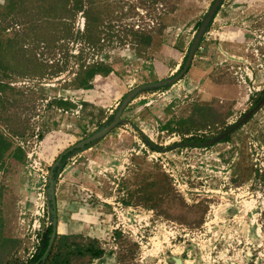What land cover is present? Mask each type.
I'll list each match as a JSON object with an SVG mask.
<instances>
[{"label":"rangeland","instance_id":"1","mask_svg":"<svg viewBox=\"0 0 264 264\" xmlns=\"http://www.w3.org/2000/svg\"><path fill=\"white\" fill-rule=\"evenodd\" d=\"M177 1L0 0V132L13 143L0 232L11 223L19 240L3 264H27L51 227L49 249L77 235L100 250L74 264H264V16L247 60L217 69L240 98L193 124L200 88L180 83L216 14L177 80L202 23L160 80L140 45Z\"/></svg>","mask_w":264,"mask_h":264},{"label":"crops","instance_id":"2","mask_svg":"<svg viewBox=\"0 0 264 264\" xmlns=\"http://www.w3.org/2000/svg\"><path fill=\"white\" fill-rule=\"evenodd\" d=\"M214 2L178 0L161 18V28L146 36L150 42H140L151 56L143 59V68L150 81L171 76L179 70L197 28ZM263 16L264 0L223 1L188 74L180 83L181 87L192 89L199 86L198 105L214 106L212 102L217 99L235 101L240 98L242 86L230 82L218 83L217 69L220 65L233 66L247 60L255 27ZM6 237L17 235L10 233Z\"/></svg>","mask_w":264,"mask_h":264},{"label":"trees","instance_id":"3","mask_svg":"<svg viewBox=\"0 0 264 264\" xmlns=\"http://www.w3.org/2000/svg\"><path fill=\"white\" fill-rule=\"evenodd\" d=\"M147 39V38H146ZM149 40V38H148ZM150 42V41H149ZM147 41V43H149ZM218 110L214 106H198L196 107L192 115L189 118V121L193 124L195 122H200L202 124L205 123H216L220 121L221 115L218 114ZM196 120V121H195ZM231 130L236 129V126H232ZM13 143L11 140L6 138L0 132V161L4 154L12 151ZM19 149L14 150L13 157L15 159L18 158L16 152ZM3 194H0V198H2ZM2 210H0V229H3V214ZM51 233H53L52 227L49 228L47 232V236L44 238L42 246L40 250L36 253V255L28 261L27 264H74L75 258H80L86 256L87 254H95L99 253L100 250L95 251L92 246H86L82 242L78 241L79 236L77 235H62L55 237V243L49 249V244L51 241ZM19 240H15L12 238H7L2 236V232H0V264H3V252L6 247L10 244H17Z\"/></svg>","mask_w":264,"mask_h":264},{"label":"water","instance_id":"4","mask_svg":"<svg viewBox=\"0 0 264 264\" xmlns=\"http://www.w3.org/2000/svg\"><path fill=\"white\" fill-rule=\"evenodd\" d=\"M223 1H224V0H216V1L214 2V4L212 5L211 9L209 10V12L207 13V15H206L204 21L202 22L201 28H200V30H199L197 36H196V39H195L194 44H193V47H192V49H191V51H190V55H189V58H188V60H187L186 65H185V67H184V70H183L182 73H181L177 78H175L174 80L179 79V78H180L182 75H184V73L188 70V68H189V66H190V64H191V60H192V58H193V56H194V53H195V51H196V49H197V47H198V45H199V43H200V41H201V38L203 37L205 31H206L207 28H208V25L210 24L211 20L213 19L214 15L216 14L218 8L221 6V4L223 3ZM174 80H169V81H165V82H161V83H156V84H150V85H148V86H159V85H162V84L171 83V82H173ZM148 86H145V87H148ZM136 92H137V90H135L132 94H130L129 97L133 96L134 93H136Z\"/></svg>","mask_w":264,"mask_h":264},{"label":"bare ground","instance_id":"5","mask_svg":"<svg viewBox=\"0 0 264 264\" xmlns=\"http://www.w3.org/2000/svg\"><path fill=\"white\" fill-rule=\"evenodd\" d=\"M8 232L9 233H14V234L16 232L15 227L11 223H8Z\"/></svg>","mask_w":264,"mask_h":264}]
</instances>
